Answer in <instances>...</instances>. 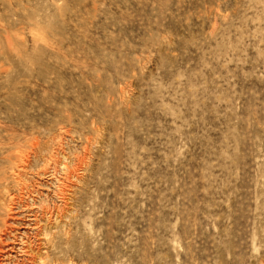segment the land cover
I'll return each mask as SVG.
<instances>
[{"label":"rangeland","instance_id":"1","mask_svg":"<svg viewBox=\"0 0 264 264\" xmlns=\"http://www.w3.org/2000/svg\"><path fill=\"white\" fill-rule=\"evenodd\" d=\"M31 209L75 264H264V0H0V218Z\"/></svg>","mask_w":264,"mask_h":264},{"label":"bare ground","instance_id":"2","mask_svg":"<svg viewBox=\"0 0 264 264\" xmlns=\"http://www.w3.org/2000/svg\"><path fill=\"white\" fill-rule=\"evenodd\" d=\"M31 210L35 212L34 217H32V219L25 218L28 219L27 224L24 223L22 226L9 223V220H12L11 222L21 220L17 216L10 215L6 218H0V264H75L71 260L64 261L61 258L63 249L58 237L60 230H58L57 227L59 225L57 224L62 218V215L60 218V214L62 213L55 209L53 211L43 209L41 210V212H43L42 215H37L36 211L33 209ZM11 212H9V214ZM28 214L27 216H29ZM52 217L54 218L53 220ZM42 221H44V223H42ZM10 237L12 240L8 241ZM31 238H33V240Z\"/></svg>","mask_w":264,"mask_h":264}]
</instances>
